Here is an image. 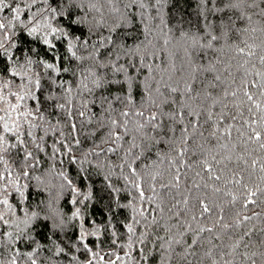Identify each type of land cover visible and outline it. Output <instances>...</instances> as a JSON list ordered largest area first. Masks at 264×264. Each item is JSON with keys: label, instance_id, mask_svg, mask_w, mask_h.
<instances>
[{"label": "snow or ice", "instance_id": "1", "mask_svg": "<svg viewBox=\"0 0 264 264\" xmlns=\"http://www.w3.org/2000/svg\"><path fill=\"white\" fill-rule=\"evenodd\" d=\"M170 2L171 0H13L12 3H9L7 0H0V13L5 10L10 12V16L0 17V248L8 252L7 257H4V252H0V257H4L0 259V264H22V261L26 264H56L52 256L44 257L41 260L40 254L45 245L39 241H36L34 246L30 245V251H21V248L15 246L21 241L27 242L32 239L29 228L32 227L34 221L47 219V217L41 218L35 211L29 213L24 208V202L29 198L26 194L28 183L22 184L21 179H34L43 183L39 176L34 175V171L40 167L39 153L48 155L46 144L49 137L54 140L53 143L47 145L51 149V156L48 158L56 159L58 155L66 156L71 165L90 163L91 161L88 160L90 155L99 157L101 153L116 154L123 150L119 157L122 162L116 167L121 171L125 190L129 193L131 190H135L137 193V196H131L126 204L118 205L131 210L130 222L122 225L127 233V243L122 247L128 249L125 253L128 259L132 258V250L137 248L138 244L143 245L147 242L149 235L147 229L159 224L156 216L152 213L157 210L161 213L164 211L161 207V191L168 189L170 192L173 188H179L181 169L185 166L192 167L184 160V156L188 152L187 143L190 138L187 126H183L181 129L180 141L182 143H177L173 148L176 158L171 161V164L175 166L179 163L180 167H175V174L172 175L171 180L164 181L161 173L152 171L149 165H144L140 171L135 166L136 162L144 155V149L149 142L160 143V140H157L152 133L160 135L161 140L165 131L175 135V128L171 124L167 126L164 124L165 118L175 121L179 117V122L183 124V110L174 113L163 111V104H175L176 101L165 97L159 84L153 89L152 84L148 83L146 78L138 79L142 69L152 71V64L145 63V55L156 56L155 51L148 49V46L152 45V39L149 37L154 35L151 25L157 19L161 24H165L164 8ZM178 4L179 0H176L174 6ZM208 5H212V7L208 8ZM261 5H264V0H238V2L228 0L221 8L216 7L215 0H198L197 7L200 9L201 16L206 20L205 11L221 13L225 9L242 6L258 10L259 14L264 16V7ZM85 8H87V12L84 11ZM89 13H94L98 17L95 19L93 27L99 34L91 44L88 38L82 39V36L90 37L95 34L93 28L83 31ZM240 18L247 21L252 19L245 13H242ZM109 20L112 21L111 24L108 22ZM183 23L182 18L175 21V26L180 33L179 39L190 43L192 48L197 46L211 48L212 41L221 39L220 36L213 35L211 31L205 29L208 41L206 44H201L202 37L185 31ZM220 23L224 29L222 36L227 37L229 24L234 27L235 22L231 17H228L227 20L221 18ZM137 25L140 27L141 35L144 36L141 44L145 45L143 50L145 55H141L140 45L129 49L125 44L119 43L120 37L124 36L127 31L134 30ZM18 26L19 31H16ZM101 29L106 31L107 35ZM160 31L164 32V29L162 28ZM172 31L173 29L169 28L167 32H164L166 37L163 39L164 45L171 43L172 38L168 33ZM244 31H247V28ZM77 32H81V35H77ZM243 43L244 47L237 46L236 48L237 53L245 57L237 69V71L241 69L244 71L241 85L243 86V97L246 99L241 100L240 103L248 104L249 113L260 114L259 120H253L252 124L258 125L261 130H264V71H255L259 80H252L251 85L253 88H257L258 92H250L246 85L249 83L247 77L252 75V72L246 65L251 62L252 57L257 56L255 51L257 46L248 44L247 41H243ZM35 45H42L50 59L42 58ZM61 47L64 48L63 54L59 52ZM89 47L92 51L88 52L86 56L78 55V48L87 50ZM118 50L123 51L124 55L128 57L127 64L120 63L121 55ZM184 51L190 55L187 47ZM262 52H264V47H262ZM133 54L137 57L135 62H133ZM258 60L261 65H264V54L259 55ZM85 61L89 63L81 67ZM70 62H75L77 66L71 67ZM196 70L193 68V71ZM208 70L212 71L214 67ZM65 73H70L75 78V88L71 81L64 78ZM215 79L219 80L220 77L216 76ZM163 87L168 89L169 94L178 92L177 87H172L167 83ZM240 90L237 88L231 92L225 91L224 95L225 97L229 95L236 97ZM154 92L158 94L155 98ZM185 92H192L190 84H186ZM189 98L191 99V97ZM217 102L213 100V105ZM116 104L122 105V107H114ZM224 106L227 107L226 104ZM184 107L189 106L184 105ZM236 107L239 109V105ZM188 115L195 118L190 121L192 133L195 134L199 113L193 109L188 112ZM238 115H243V113L238 112ZM211 118L212 113L209 111L208 119ZM220 119H223V115L220 116ZM232 119H237V116H233ZM53 120L55 123L52 122ZM62 120L65 122L64 124L61 123ZM65 126L69 128L67 134L64 132ZM248 126L252 132L248 140L259 143V147L264 149L262 132L251 124ZM231 128L232 125H229L225 129L229 135H231ZM217 130H219L218 126ZM38 133L42 134L38 135ZM57 134H59L58 138H56ZM80 137L90 141L93 146L88 148L80 159H77L75 155H72L73 148L69 144V138L76 147H79ZM96 140H99V143H96ZM165 143L172 144L173 141L169 139ZM125 144L128 145L127 149H124ZM102 145L105 147H101ZM134 149H140V151L133 155ZM10 155L12 161L15 162V168L9 161ZM212 159L215 160V157L213 156ZM227 159H231V157H227ZM60 162L63 164L64 160L61 159ZM199 163L209 174L210 180H221V176L215 174L207 159ZM256 163L257 161L253 159L252 166L255 167ZM125 166L128 168V174H124ZM109 167L111 168L112 165L110 164ZM261 171H264V164H261ZM55 175L65 182L61 184V188L66 184L71 189L74 197L71 203L75 205L77 203L75 197L80 196L81 193L73 185L65 171L57 172ZM196 175L200 176V173L197 172ZM158 178L160 183H157ZM105 179L107 180L108 177L106 176ZM233 179L237 184L240 182L238 179ZM109 187H112L110 182ZM193 187L199 188L200 185L193 184ZM204 187L207 188L209 185L205 184ZM212 190L214 192L221 191L218 187H213ZM112 191L119 192L120 189L112 188ZM146 192L149 194L146 195ZM13 193H15V197H13ZM258 193L260 196H264V189H257V191L248 189L243 206L246 208L248 204L256 205L257 199H253V197H258ZM226 194L231 196V202L235 203L236 197L231 192ZM90 196L91 193L85 195L83 200L90 199ZM12 199H15V203L11 202ZM176 203H183L186 209L188 199L185 197L183 201ZM150 205H155V207L150 209ZM49 207L51 208V205ZM172 207H176V205L174 204ZM212 207L214 205L210 206L203 200L200 201V217L209 214L208 219L211 226L207 227L201 226L196 214L191 215L192 222L188 223L179 219V211L173 213L177 219V224L173 227L183 228L185 233L191 232L193 235L191 242L183 249L182 258L187 261L189 255H196L195 252L189 250L199 244L202 233H211L215 240H220L221 233H223L227 236L228 243L213 244L212 238H208L211 249H215V254L220 257V260L217 261L213 258L212 250L205 251L204 256L211 260V264H221V262L222 264H235L237 255L250 264H264V251L259 253L237 252L244 237L251 235L250 231H245L238 239L232 240L243 221H249L255 217L244 216L235 223L229 224L224 222L223 215H218L214 220L211 219ZM52 211L54 215L59 216V213L54 209ZM18 212L22 214L23 219L17 215ZM255 215L258 217L260 214L256 213ZM150 216L151 220H149ZM70 219L80 220L77 239L81 242L83 249L90 253L87 264H94L97 261L101 264H116L117 261L124 260V257L110 252L107 255L114 256L115 259L105 262V256L89 246L86 242L87 238L91 236L99 239L101 228L98 225L93 230L85 228L80 208L75 209ZM63 223L61 218L59 225H54V227H63ZM90 223L94 224L91 221ZM45 226L47 227V225ZM137 226L145 229L139 236H137ZM111 236L114 238L112 243L116 244V232L112 231ZM180 236L182 237L183 233H180ZM45 238L51 240V237L46 236ZM156 239L162 243L151 245L149 254H152V249L174 251L173 244L182 242L181 239L175 237L165 240L163 236H157ZM52 243L55 244V241ZM244 247L248 248V244L244 243ZM48 250L53 252L52 249ZM79 251L80 249L75 243H72L67 249L55 245L53 255L57 257L64 255L68 259V264H73V262L79 264L78 257L73 254V252ZM137 251L140 253V259L147 264L149 255L144 254V248H137ZM226 256L228 259H225ZM153 259H158V257L153 255Z\"/></svg>", "mask_w": 264, "mask_h": 264}, {"label": "trees", "instance_id": "2", "mask_svg": "<svg viewBox=\"0 0 264 264\" xmlns=\"http://www.w3.org/2000/svg\"><path fill=\"white\" fill-rule=\"evenodd\" d=\"M7 2L12 3L13 0H7ZM227 2L228 0H215V5L216 7L223 8ZM234 2H238V0H234ZM197 4L198 0H179V4L174 6L176 5V0H171L170 4L164 8L165 24H161L158 19L153 21L151 27L154 35L149 37L152 39V45H149L148 49L149 51L156 52L155 57L145 55L143 51L145 45L141 44L144 36L141 35L139 25L134 30L127 31L119 40V43L125 44L129 49L140 45L141 55H145V63L152 64V71L149 72L142 69L138 79L146 78L148 83L152 84L153 89L159 84L164 96L168 97L169 100L176 101L175 104H163V111L174 113L183 110L184 112L183 124L179 122V117L175 121L167 118L164 119L166 126L171 124L175 128V135L165 131L161 140L160 135L152 133V135L156 136L157 140H160V143H148L144 149V155L136 162L135 166L137 170L140 171L144 165H149L152 171L161 173L164 181L171 180L172 175L175 174V167H180L179 163L173 166L171 161L176 158V152L173 148L177 143H182L180 137L183 126L188 127L190 136L187 143L188 152L185 154L184 160L187 164H191L192 167L188 168L185 166L181 169L179 188H173L170 192L168 189L161 191V207L164 211L161 213L157 210L152 213V215L156 216L159 224L147 229L149 235L145 244L137 245V248H144V254L149 255L147 264H211V260L204 256V252L207 250H212L213 258L217 261L220 260V257L215 254L216 250L211 249V245L208 243V238H212V234L207 232L202 233L199 244L189 250L190 252H195L196 255H189L187 261L182 258L183 249L191 242L193 235L191 232L185 233L183 228L173 227L177 224V219L173 216V213L179 211V219L188 223L192 222L191 215L196 214L201 226H211L208 219L209 214H205L204 217H200L199 215L201 200L210 206L214 205L210 213L213 220L218 215H223L225 223L233 224L244 216L255 217L252 220L243 221L240 228L233 235L232 240L235 241L245 231H250L251 235L244 237L237 252L259 253L264 251V196H260L258 193V197H253V199H257L256 205L248 204L246 208L243 206L248 189L252 191L264 189V171H261V164H264V149L259 147V143L248 140V137L252 135L248 125L251 124L258 131L262 132V140H264V130H261L258 125L252 124L253 120H259L260 114L253 115L249 113L247 110L248 104L240 103L241 100L246 99L243 97V86L241 85V81L244 79V71L243 69L237 71V69L245 57L239 55L236 51L237 46L244 47L243 41L257 46L255 48L257 56L252 57L251 62L246 65L252 72V75L247 77L249 83L246 87L250 92H258L257 88L252 87L251 81L259 80V77L255 75L256 70L264 71V65H261L258 60V56L264 54L262 52V47H264V31H262L264 29V16L260 15L258 10L242 6L240 8H228L221 13L205 11L204 15L207 17L205 20L201 16ZM207 7L211 8L212 5H208ZM261 7H264V5H261ZM84 11L87 12V8ZM242 13L251 16V21L242 20L240 18ZM4 15L10 16V12L5 10V12L0 13V17ZM228 17H231L235 25L233 27L229 24L227 29L229 34L227 37H223L222 31L224 29L221 27L220 20L221 18L227 20ZM178 18L183 19L185 31L202 37L200 40L201 44H206L208 41L205 29L211 31L213 35L220 36L221 39L212 41L211 48H201L199 46L192 48L190 43H185L184 40L179 39L180 33L175 26V21ZM95 19H98V17L94 13H89L86 17L87 24L83 30L86 31L87 28H93L95 34L90 37L82 36V39L88 38L90 44L96 40L99 34L93 27ZM108 22L112 23L111 20ZM162 28L164 32H167L169 28L173 29L172 32L168 33L169 37L172 38L169 45L163 44V39L166 37L164 36V32L160 31ZM245 28H247V31H244ZM253 29H256V31H253ZM16 31H19V26ZM101 31L104 30L101 29ZM76 34L81 35V32H77ZM104 34L107 35V32L104 31ZM35 47H37L42 58L50 59L42 45H35ZM186 47L190 55L185 53L184 49ZM90 51H92L91 47L87 50L82 48L77 49L78 55L83 56H86ZM101 51L103 52V49ZM59 52L63 54L64 48L61 47ZM120 55V63L127 64L128 57L124 55L123 51H120ZM33 58L35 59L36 57L34 56ZM136 59L137 57L133 54V62ZM88 63V61H85L81 67H84ZM70 66L75 68L77 65L75 62H70ZM213 67L214 70H208ZM193 68L197 70L193 71ZM216 76H219L220 79L216 80ZM64 78L71 81L73 88H75L76 80L70 73H65ZM165 83L172 87H177L178 92L169 94L168 89L163 87ZM186 84L191 85V93L185 92ZM237 88L241 90L236 97L231 95L225 97V91L231 92ZM153 95L154 98L158 96L155 92ZM213 100L218 102L213 105ZM225 104L227 107L224 106ZM184 105H188L189 107H184ZM236 105H239V109ZM114 107L120 108L122 105L116 104ZM193 109L199 113V122L196 125L197 130L195 134L192 133V124L190 123L195 118L188 115V112ZM209 111L212 113L211 119H208ZM238 112H242L243 115H238ZM221 115H223L222 120L220 119ZM233 116H237V119L233 120ZM52 122L55 123V120ZM61 123L64 124L65 122L62 120ZM229 125H232L231 135L225 132V129ZM217 126L219 130H217ZM68 131L69 128L65 126V134ZM40 134L42 133H38V135ZM58 135L56 138H58ZM80 139L81 144L79 147H76L69 138V144L73 148L72 155H75L77 159H80L84 152L93 146L84 137H80ZM169 139L173 141L172 144L165 143ZM53 140L54 138H48L46 144L48 155L39 153L40 167L34 171V175L39 176L43 183L34 179H21L22 184L28 183L26 194L29 198L24 202V208L29 213L35 211L39 213L41 218L47 217V219L34 221L32 227L29 228L32 239L27 242L21 241L15 246L21 248V251H30V245L34 246L35 242L39 241L45 245L44 250L40 254L41 260L44 257L52 256L56 264H68V259L64 255L58 257L53 255L55 245H60L67 249L68 246L75 243L80 251L73 252V254L78 257L79 264H87L90 253H87L83 249L81 242L77 239L80 220L70 219L75 209L80 208L85 228L93 230L96 225L101 228L99 239L89 236L86 242L94 251H99L101 255L105 256V262L109 259H115L114 256L109 257L107 255L110 252H115L124 257L123 261H117L116 264H145L140 259V253L137 251V248L132 250V258L128 259L125 256L128 249L122 247V245L127 243L126 229L122 225L130 222L131 210L121 208L118 205L126 204L131 196H137L135 190H131L130 193L125 190V182L121 171L116 167V165L122 162L119 157L122 155L123 150L116 154L101 153L99 157L90 155L88 157V160L91 161L90 163L71 165L68 163V157L66 156L61 157L58 155L56 159L48 158L51 156V149L47 145L53 143ZM96 143H99V140H96ZM101 147L105 146L102 145ZM127 147L128 145L125 144L124 149H127ZM61 151L63 152L64 149L62 148ZM138 151L140 149H134L133 155ZM213 156L215 160L212 159ZM227 157H231V159H227ZM8 158L15 168L16 165L12 161L11 155ZM61 159L64 160L63 164L60 162ZM205 159L211 164L215 174L221 176L220 181L209 179V174L204 171L202 165L199 163ZM253 159L257 161L255 167L252 166ZM110 164L112 165L111 168L109 167ZM60 171L66 172L69 179L72 180L73 185L81 193L80 196L75 197L77 201L75 205L71 203V200L74 198L71 189L66 184L65 187L61 188V184L65 182L55 175V173ZM197 172L200 173V176L196 175ZM124 174H128L127 166L124 168ZM106 176L108 177L107 180L105 179ZM233 178L238 179L240 182L238 184L235 183ZM109 182L111 183V188L109 187ZM160 182L158 178L157 183ZM193 184H199L200 187L194 188ZM205 184L209 185V187H204ZM213 187H218L221 191L214 192L212 190ZM112 188L120 189V191L113 192ZM228 192H231L236 197L235 203L231 202L232 197L226 194ZM89 193H91L90 199L83 200V197ZM148 194L146 192V195ZM13 197H15V193H13ZM185 197L188 199L186 209L183 203H176L177 201H183ZM81 200H83V203H81ZM11 202L15 203V199H12ZM174 204L176 207H172ZM49 205H51V208ZM154 207L155 205L149 206L150 209ZM53 209L59 213V216L53 214ZM221 209L223 210L222 212ZM256 213L260 215L256 217ZM17 215H20L21 219H23L21 213L18 212ZM61 218L64 222L63 227H54V225H59ZM149 220H151V216ZM90 221L94 222V224L90 223ZM193 226L195 227V224ZM21 227L24 226L21 225ZM168 229H171V231H168ZM144 230L141 226H137V236ZM112 231H115L117 234L115 237L116 244L112 243L114 239L111 236ZM214 231L216 230L214 229ZM180 233H183L182 237ZM46 236L51 237V240L46 239ZM157 236H163L165 240L175 237L181 239L182 242L181 244H173L174 251L152 249V254H149L151 245L162 243L156 239ZM133 239L135 240V237ZM52 241H55V244ZM221 242H229L227 236L223 233H221L220 240L212 238L213 244ZM244 243L248 244V248L244 247ZM48 249H52L53 252H50ZM0 252H4V257L8 256V252L5 249L0 248ZM153 255L157 256L158 259H153ZM4 257H0V259ZM225 259H228V257L226 256ZM22 264H26V262L22 261ZM94 264H101V262L97 261ZM235 264H250V262L244 261L241 256L237 255L235 257Z\"/></svg>", "mask_w": 264, "mask_h": 264}]
</instances>
